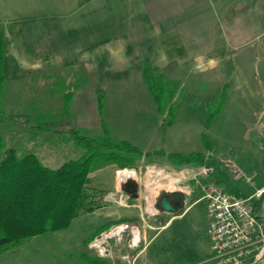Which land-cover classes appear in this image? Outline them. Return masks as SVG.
Instances as JSON below:
<instances>
[{"label":"rangeland","instance_id":"1","mask_svg":"<svg viewBox=\"0 0 264 264\" xmlns=\"http://www.w3.org/2000/svg\"><path fill=\"white\" fill-rule=\"evenodd\" d=\"M257 21L260 24L258 30L255 27ZM252 22V35L246 36L237 51L229 52L227 72H222L225 75L222 76V85L214 83L208 86V92H204L201 77V90L194 91L193 85L189 86L188 72L163 73L171 82L180 84L174 94L172 110H167L169 104L163 98V110L157 109L143 83L141 72H80L76 69L39 72L14 85L6 83L1 108L6 116L28 114L33 124L38 122L39 115L44 119L50 116L51 122L46 120L47 125L43 120V124L51 126L49 131L62 139L60 144L64 145V149L57 147L50 151L45 147L49 133L20 121L0 123V135L6 138L8 148H14L18 154L37 152L41 163L54 169L84 153L83 149L75 147L68 132L71 127L81 130L83 134L88 132L98 136L101 134V121L104 120L115 141L127 140L141 146L144 153L151 154L153 147H159L161 154L150 156L152 160L141 159L135 166L127 168V171H139L140 168L141 177L152 180L159 177L157 173L162 169L173 171L177 168L164 162L163 154L176 153L175 149L181 151L186 149L185 146L191 147V150H184L186 154L206 151L201 138L204 132L214 142L209 160L226 175L223 178L213 175V172L212 182L226 191H232L237 186L242 194L249 196L255 191L253 186L246 183L245 178L234 179L225 160L229 159L255 182L258 180L256 172L264 171V13L252 14ZM223 90L225 96L220 103ZM99 97L103 101V115L98 108ZM209 115L213 117L208 119ZM188 123L190 128H200L201 131L197 134L192 132L189 144L185 134L175 132L187 128ZM258 125L262 134L257 132ZM123 169L107 165L89 174L91 182L87 188L99 207L75 218L65 230L38 235L18 247L0 251V264H93L92 261L96 259L100 264H113V261L128 264L129 256L136 251L131 252L132 247L128 244L137 231L141 234L140 244H145L147 239L148 244L132 264L183 263L194 249L198 232L209 243L205 230L208 217L199 213L205 201L180 217L173 218L159 231L165 215L145 212V203L141 202L138 208L131 197L128 198L127 207L114 203V197L118 198V195H114V186ZM160 183L167 184L163 177ZM188 183L194 187L193 182ZM177 186L183 187L181 184ZM177 186L165 188L168 190ZM156 190H153V194ZM163 194L164 191L152 196L154 208L161 214L164 210L159 200ZM186 203L184 197L183 206ZM125 218L127 234H114L119 226L114 222ZM101 227L106 229L92 241L88 240ZM106 237L109 238L101 248L108 250L101 252L98 241ZM127 251L129 256L123 259Z\"/></svg>","mask_w":264,"mask_h":264},{"label":"crops","instance_id":"2","mask_svg":"<svg viewBox=\"0 0 264 264\" xmlns=\"http://www.w3.org/2000/svg\"><path fill=\"white\" fill-rule=\"evenodd\" d=\"M254 13H264V0H0V30L4 34L6 83L14 85L39 72H63L67 69L80 72H141L143 77L145 68H150L153 72L161 73L188 72L189 86L193 85L194 91L201 90L199 78L202 77L204 92H208V86L224 83L221 82L222 76H225L222 72H227L229 52L237 51L246 36L252 35ZM256 23L258 30L260 24L258 21ZM223 87L224 85L222 89ZM49 117L44 119L47 125L46 120L51 122ZM192 128L188 123L187 128L175 132L185 134L189 144L192 132H201L200 128ZM50 129L51 126L45 129L49 133L45 147L50 151L57 147L63 150L64 145L60 144L62 139L56 138ZM259 131L261 129L258 125L257 132L262 134ZM139 148L142 149L141 146ZM185 148L181 151L175 149V152L186 154L187 151L184 150L191 147ZM152 149L153 152L159 151V147ZM30 153L38 157L37 152ZM202 153L211 162L208 156L212 152ZM164 162L171 164L165 160ZM201 167L187 165L173 171L162 169L157 173L159 177L152 180L145 177L143 179L140 168L139 171L134 169L130 171V176L117 178L113 192L120 197L121 203L115 200L114 203L127 207L126 203L131 197L138 208L141 207V202L145 203V212L165 215L161 227L157 228L159 231L173 218L180 217L205 201L203 188L214 182L211 174L198 173ZM177 174L178 177H175ZM213 175L226 178L224 173ZM255 176L258 180L255 182L251 177L253 184H250L254 190L264 186V171L258 170ZM162 177L166 180V185L160 183ZM128 178H133L138 184L136 196L122 191ZM188 182H193L194 187ZM180 184L183 187L177 186ZM168 186L178 188L167 190L165 187ZM155 189L157 192L154 194L164 191L163 195H167L172 205L180 200V206H175V211H164L163 214L158 212L152 198ZM234 189L240 192V196L246 197L237 186ZM228 192L236 194L233 189ZM184 197L187 203L183 206ZM206 207L205 201L199 213L207 218ZM119 222L114 234L126 235V218ZM208 225L207 219L206 233ZM98 229L91 240H88L92 241L100 233ZM137 233V242L134 240V233L128 246L132 247L131 252L138 245L140 250H136L131 257L127 251L122 257L126 259L129 256L128 264H132L148 244V239L145 244H140L141 234L138 231ZM108 238L98 241L99 249ZM103 250L106 252L108 249H100L101 252ZM210 254V242L207 243L198 232L189 259L180 264H194L206 260ZM113 264L116 262L113 261Z\"/></svg>","mask_w":264,"mask_h":264},{"label":"trees","instance_id":"3","mask_svg":"<svg viewBox=\"0 0 264 264\" xmlns=\"http://www.w3.org/2000/svg\"><path fill=\"white\" fill-rule=\"evenodd\" d=\"M4 54V34L0 30V123L20 121L31 124L34 129L45 131L42 115L37 117L36 124L30 122L28 114L4 115L1 108V98L7 82ZM143 77L144 85L151 93L157 109L163 110V98V101L169 104L167 110H172L174 94L180 84L171 82L163 73L153 72L150 68H145ZM222 93L220 103L225 96V90ZM98 101L99 112L103 115L102 98L99 97ZM209 117L211 119L213 116L209 115L208 119ZM68 132L75 145L83 149L84 153L54 169L43 165L33 153L18 154L14 148H8L6 138L0 135V251L18 247L38 235L65 230L75 218L99 207L87 188L91 182L89 174L93 171L107 165L131 168L141 159H151L161 154L159 151L144 153L127 140H113L104 120L101 121V134L98 136L88 132L83 134L75 127H71ZM201 138L206 151L211 153L214 142L204 132ZM162 157L176 167L211 165L214 166V173L223 174L222 169L209 162L207 155L202 152H176L163 154ZM233 191L240 196V192L235 189ZM261 201L255 200L254 204L259 206ZM118 223L120 222H116ZM104 229L106 227H101L98 233ZM92 262L99 264L98 259Z\"/></svg>","mask_w":264,"mask_h":264},{"label":"built area","instance_id":"4","mask_svg":"<svg viewBox=\"0 0 264 264\" xmlns=\"http://www.w3.org/2000/svg\"><path fill=\"white\" fill-rule=\"evenodd\" d=\"M234 179L245 178L249 184L253 180L243 171L225 160ZM214 172V166H202L199 174ZM209 225L207 237L211 254L203 261L194 264H264V186L250 196H238L226 191L215 183L203 188ZM121 203V199L114 197ZM255 200H262L259 206Z\"/></svg>","mask_w":264,"mask_h":264},{"label":"water","instance_id":"5","mask_svg":"<svg viewBox=\"0 0 264 264\" xmlns=\"http://www.w3.org/2000/svg\"><path fill=\"white\" fill-rule=\"evenodd\" d=\"M122 191L136 196L138 191L137 182L133 178H128L122 186ZM159 203L164 211L167 212L175 211V206L171 204L166 194L160 198ZM139 249L140 246H137L135 250H139Z\"/></svg>","mask_w":264,"mask_h":264},{"label":"bare ground","instance_id":"6","mask_svg":"<svg viewBox=\"0 0 264 264\" xmlns=\"http://www.w3.org/2000/svg\"><path fill=\"white\" fill-rule=\"evenodd\" d=\"M130 175H131L130 171H127V170H121L119 172V178H126L127 176H130ZM134 240L136 242L138 240V234L137 233L135 234Z\"/></svg>","mask_w":264,"mask_h":264},{"label":"flooded vegetation","instance_id":"7","mask_svg":"<svg viewBox=\"0 0 264 264\" xmlns=\"http://www.w3.org/2000/svg\"><path fill=\"white\" fill-rule=\"evenodd\" d=\"M181 201L180 200H176V202L173 204V206H180Z\"/></svg>","mask_w":264,"mask_h":264}]
</instances>
